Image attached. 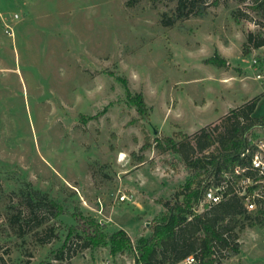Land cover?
Instances as JSON below:
<instances>
[{
    "label": "rangeland",
    "instance_id": "1",
    "mask_svg": "<svg viewBox=\"0 0 264 264\" xmlns=\"http://www.w3.org/2000/svg\"><path fill=\"white\" fill-rule=\"evenodd\" d=\"M129 1L0 0V264H142L130 248L56 254L77 208L108 234L126 230L135 245L151 234L162 200L195 175L158 138L214 127L260 94L264 114V77H256L264 46L243 53L250 32L264 35L252 0H196L194 12L204 13L173 25L163 21L179 0ZM217 52L226 67L207 62ZM138 93L148 119L131 101ZM30 184L64 213L34 219L21 192ZM119 191L134 200L119 201ZM239 241L222 264H264L258 228L246 225Z\"/></svg>",
    "mask_w": 264,
    "mask_h": 264
},
{
    "label": "trees",
    "instance_id": "2",
    "mask_svg": "<svg viewBox=\"0 0 264 264\" xmlns=\"http://www.w3.org/2000/svg\"><path fill=\"white\" fill-rule=\"evenodd\" d=\"M139 1L130 0L128 5L133 6ZM195 4L196 0H179L175 16L168 17L163 22L166 25H173L192 14L202 15L205 8L200 12H194ZM218 4L219 0H214V5ZM250 7L264 17V0H252ZM263 46L264 35L250 32L243 45V53L249 55L253 49ZM207 62L219 67L227 66V61L218 52L207 59ZM130 98L143 117L148 119V107L143 95L138 93ZM261 98V94L245 98L241 104L226 113L221 118V123L214 127L203 126L193 135L181 130L174 135L157 139L159 149L178 153L195 175L193 180H189L172 199L162 200L165 213L151 223V234L148 237H141L135 245L124 229L108 234L106 226L84 216L77 208L74 214L77 224L71 228L64 246L57 251L56 259L63 261L72 257L71 255L78 251V246L83 248L111 246L114 253L130 248L136 250L138 262L142 264H177L190 255L195 256L198 264H222L225 259L237 254L241 246L240 230L246 225H252L243 215L241 201L238 198H231L210 209L205 208L202 212L196 209L202 195L203 177L214 170L219 171L236 164L247 145L246 135L256 126H264V115H255ZM149 146L151 142L147 138L144 148ZM29 186L22 188L21 192L25 205L34 219L41 211L52 217L64 213L59 202L50 198L47 193L33 189L31 184ZM49 236H52V232ZM74 236L76 242L73 240Z\"/></svg>",
    "mask_w": 264,
    "mask_h": 264
},
{
    "label": "built area",
    "instance_id": "3",
    "mask_svg": "<svg viewBox=\"0 0 264 264\" xmlns=\"http://www.w3.org/2000/svg\"><path fill=\"white\" fill-rule=\"evenodd\" d=\"M6 32L13 35L9 24H6ZM256 77L262 79L264 70L259 71ZM246 140L247 145L236 164L203 177L202 195L196 210L203 211L225 200L238 198L243 206V215L251 226L258 228L264 239V126L254 127L246 135ZM117 198L122 202L133 201L134 195L119 191ZM183 263L198 264V260L190 255Z\"/></svg>",
    "mask_w": 264,
    "mask_h": 264
},
{
    "label": "crops",
    "instance_id": "4",
    "mask_svg": "<svg viewBox=\"0 0 264 264\" xmlns=\"http://www.w3.org/2000/svg\"><path fill=\"white\" fill-rule=\"evenodd\" d=\"M258 107H259V104H258V106H257V108H256V110H255V115H256V116L264 115V114H258V113H257V109H258ZM224 114H225V113H224ZM222 115H223V114H222ZM222 115H220V116H222ZM220 116H217V117H215V118L218 119ZM204 125H205V124H204ZM204 125H203V126H204Z\"/></svg>",
    "mask_w": 264,
    "mask_h": 264
},
{
    "label": "bare ground",
    "instance_id": "5",
    "mask_svg": "<svg viewBox=\"0 0 264 264\" xmlns=\"http://www.w3.org/2000/svg\"><path fill=\"white\" fill-rule=\"evenodd\" d=\"M120 157H121V160H122V159L124 158V154H121V156H120Z\"/></svg>",
    "mask_w": 264,
    "mask_h": 264
}]
</instances>
